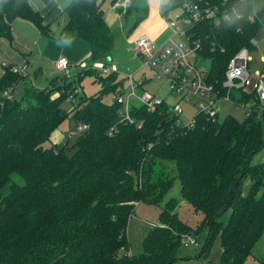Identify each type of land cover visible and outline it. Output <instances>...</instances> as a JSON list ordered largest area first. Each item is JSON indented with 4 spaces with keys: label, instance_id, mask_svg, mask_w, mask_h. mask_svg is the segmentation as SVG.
Returning a JSON list of instances; mask_svg holds the SVG:
<instances>
[{
    "label": "trees",
    "instance_id": "obj_1",
    "mask_svg": "<svg viewBox=\"0 0 264 264\" xmlns=\"http://www.w3.org/2000/svg\"><path fill=\"white\" fill-rule=\"evenodd\" d=\"M103 2L70 0L64 31L89 42L91 62L107 64L115 34ZM122 3L112 0L113 11L134 15L133 28L149 14L148 0ZM238 7L254 13L255 20L234 15L219 26L205 22L194 29L220 85L230 57L264 30V0L241 1ZM20 17L44 33L49 30L31 0H0V37H11L12 22ZM106 73L97 71L103 90L81 95L69 112L62 102L73 100L78 87L60 85L57 76L45 87L29 82L0 108V264H174L182 230L200 236L202 246L208 228L205 249L197 255L207 257L218 239L217 264H242L264 233V159L254 160L264 148V111L217 121L198 113L195 126L185 129L173 126L176 115L165 102L153 110L133 105L134 116L145 120L138 127L120 122L114 96L124 81L116 82L113 70ZM21 81L26 82L23 75L5 66L0 90ZM54 83L61 91L56 96ZM108 93L114 94L112 100L105 98ZM237 96L251 98L243 90H236ZM67 116L88 124L72 153L66 151L67 140L44 145ZM114 124L118 128L110 133ZM175 178L181 181V196L204 214L201 224L194 229L185 223L173 198L144 237L143 251L119 254L128 244L134 203H158ZM166 218L171 222L163 225Z\"/></svg>",
    "mask_w": 264,
    "mask_h": 264
},
{
    "label": "rangeland",
    "instance_id": "obj_2",
    "mask_svg": "<svg viewBox=\"0 0 264 264\" xmlns=\"http://www.w3.org/2000/svg\"><path fill=\"white\" fill-rule=\"evenodd\" d=\"M34 9L40 11V14L45 18L46 23L49 26L47 33L40 32L34 23L30 20L17 18L13 26L15 30L24 32L34 40L40 36L39 40H35V44L32 47V54H28L31 64L28 65V72L24 74L25 81H21L17 84L15 90V96H20L23 91V86L29 82L36 83L38 86L45 87L50 84L51 79L58 77L57 82L60 85L64 83L68 84L72 82L73 87H78L79 92L74 95L73 100L65 99L62 102V106L68 112L72 110L74 104L79 101L81 95H93L100 93L105 84L104 81L97 78V71L91 70V66L94 62L90 60V44L79 34L75 32H65V27L69 21L68 13L66 11L70 0H54L52 4H46L42 0H31ZM125 0H123L124 2ZM150 4L151 16L155 13L157 18L158 13V0H148ZM171 0H165L170 2ZM103 9L105 16L110 21V27L115 34V43L108 61V65L116 73L115 81L120 83L124 81V77L129 74H134L136 80H143L146 77L143 90L156 96L163 95V89L159 88L164 85L165 78L157 79L156 74L150 68H142L141 60L135 55L133 49L134 37L140 33L144 21L140 22L135 28V16L129 15L127 18L121 15H117L113 11L112 0H104ZM180 10L171 9L168 12V16L173 17ZM151 16H149L151 18ZM153 18V17H152ZM155 18V19H156ZM39 33V34H38ZM38 34V36H37ZM258 41V45L251 48L249 55L250 67L252 70H261L264 68V30L255 36ZM65 55L71 60L72 65L69 70H57L55 63L61 55ZM9 61V60H5ZM5 61H0L2 64ZM103 63V62H96ZM6 65H12L8 63ZM4 65V66H6ZM39 66L43 67V73L35 72L39 69ZM90 68V69H89ZM11 69V68H10ZM12 70V69H11ZM103 77L108 73L99 72ZM54 89L52 96H56L59 91L58 86L54 83ZM120 86H122L120 84ZM58 88V89H57ZM141 92V90H139ZM114 94L108 93L105 98L108 100L113 99ZM251 104L254 105L256 101L251 97ZM219 118L223 120L228 114H232L238 119H242L245 116V109L240 105L232 101H219ZM183 109L182 118L185 121L191 120V118L198 113V107L193 101L181 103ZM77 122L70 116H67L57 128L52 132L51 139H47L44 145H52V142H60L67 140V152L72 153L74 151L73 142L77 136L81 133L76 130ZM264 159V148L257 152L254 156V160ZM174 167L173 162H170ZM167 166V165H166ZM168 166V167H171ZM247 184V181H246ZM177 200V211L179 217L185 221L191 228L196 229L201 224L204 214L196 210L195 207L187 202L181 196V181L179 178H175L173 182L165 190L158 203H148L144 201H136L134 204L135 211L130 217L127 226V238L128 244L122 247L118 253H130L138 254L143 251L144 237L149 232L153 223H160L161 211L167 206V203L171 199ZM171 219L166 218L163 220V225L170 224ZM208 230V229H207ZM206 230V233H207ZM182 245L178 251V259L174 264H217L220 257V244L219 240L213 241L210 249V253L207 257L198 256L202 246L199 244L200 236L187 234L185 230H182ZM210 232V230H209ZM197 237V238H196ZM195 239L197 242L192 243L190 240ZM202 245V244H201ZM264 257V233L259 239L257 245L254 248V253L250 254L242 264H261L260 258Z\"/></svg>",
    "mask_w": 264,
    "mask_h": 264
},
{
    "label": "built area",
    "instance_id": "obj_3",
    "mask_svg": "<svg viewBox=\"0 0 264 264\" xmlns=\"http://www.w3.org/2000/svg\"><path fill=\"white\" fill-rule=\"evenodd\" d=\"M180 2L177 4V2ZM171 0L161 1V17L169 33L162 43L155 40L146 32H141L134 37L133 49L135 55L141 60L142 68H150L156 74L157 79L165 78V83L159 90L163 89V95L156 96L143 90V80H136L134 74L125 77V83L121 91L114 96L119 106V120L123 123L135 124L143 127L145 120L134 116L131 109L133 105H144L148 110H153L158 104L165 102L169 109L176 115V126L191 128L195 126L197 117L185 121L182 118L183 109L181 103L193 101L198 107V113L204 114L212 121L219 118V101H232L240 104L245 109V115L254 111H264V68L252 70L250 67L249 52L252 47L258 45L255 36L251 37L249 44L241 46L230 57L222 84L218 80L213 81L211 76V58L204 54L203 39L194 31L201 23H216L218 26L224 20H230L236 15L237 18L252 22L255 14L239 10V3L245 0ZM130 0L122 4L127 5ZM171 9L180 10L173 17L168 16ZM263 31V30H262ZM8 61L3 64L6 65ZM10 63V62H8ZM72 65L70 60L61 56L55 63L57 70H69ZM10 68L21 74H27V64L12 62ZM98 72H109L111 67L103 63H95L91 66ZM17 85H11L0 90V108L7 99L14 96ZM141 90V92H139ZM236 90H243L256 101L251 104V98L239 99L233 97ZM76 91H79L77 88ZM73 96L70 95L69 98ZM197 113V114H198ZM87 123H78L76 130H84ZM116 124L109 129L110 133L117 130ZM192 243L195 239L190 240Z\"/></svg>",
    "mask_w": 264,
    "mask_h": 264
},
{
    "label": "crops",
    "instance_id": "obj_4",
    "mask_svg": "<svg viewBox=\"0 0 264 264\" xmlns=\"http://www.w3.org/2000/svg\"><path fill=\"white\" fill-rule=\"evenodd\" d=\"M53 1L49 2L48 4H52ZM161 1L162 0H158L159 4H158L157 18H156L155 13L151 16L150 4H149V14L143 20L144 24H143L141 31H140V33L141 32L148 33L155 40L156 43H162L169 33V30L164 25V22H163L162 17H161V10H160L161 9ZM148 3H149V1H148ZM149 16H151V18ZM106 20L110 24V21L107 17H106ZM14 21L12 22V26H13ZM37 29L40 32H42L38 27H37ZM42 33L44 34V32H42ZM38 34H37V36H38ZM39 37L40 36H38V38L35 40H39L40 39ZM35 40L32 37H30L29 35H27L26 33L20 32L17 29L15 30V28L13 26L11 37H0V61L9 60L8 62H10V63L14 62L17 64H27L30 66L31 61H30V58L28 57V54H30V55L32 54V47L35 44ZM61 56H65V55L63 54ZM66 58H68V57H66ZM70 62H71V60H70ZM71 63H73V62H71ZM4 70H5V66H4V64H2V62H0V78L3 76ZM37 73H40V74L43 73V67L42 66H39V69L36 70L35 76L38 75ZM22 80H24V79H22ZM40 86H42V85H40ZM15 90H16V88H15Z\"/></svg>",
    "mask_w": 264,
    "mask_h": 264
},
{
    "label": "water",
    "instance_id": "obj_5",
    "mask_svg": "<svg viewBox=\"0 0 264 264\" xmlns=\"http://www.w3.org/2000/svg\"><path fill=\"white\" fill-rule=\"evenodd\" d=\"M209 229H210V228H208L206 238H205V240H204V242H203V244H202V251H204L205 246H206V243H207V241H208ZM67 250H68V248H66V249L62 250L60 253H58V254L54 257V260H57L59 257L65 255L66 252H67Z\"/></svg>",
    "mask_w": 264,
    "mask_h": 264
}]
</instances>
